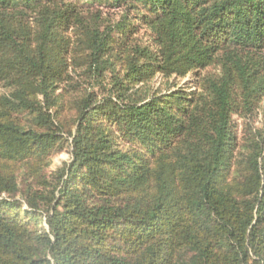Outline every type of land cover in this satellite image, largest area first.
Here are the masks:
<instances>
[{"label": "trees", "instance_id": "16d2710c", "mask_svg": "<svg viewBox=\"0 0 264 264\" xmlns=\"http://www.w3.org/2000/svg\"><path fill=\"white\" fill-rule=\"evenodd\" d=\"M263 100L264 0H0V264H264Z\"/></svg>", "mask_w": 264, "mask_h": 264}, {"label": "rangeland", "instance_id": "374dc122", "mask_svg": "<svg viewBox=\"0 0 264 264\" xmlns=\"http://www.w3.org/2000/svg\"><path fill=\"white\" fill-rule=\"evenodd\" d=\"M80 2L86 1V0H78ZM112 16H115L116 18H119V16L122 13V10H114L109 11ZM141 42L146 43L149 42L150 39V31L147 28H140L138 35ZM210 71H213L214 68H209ZM197 72L193 71L189 74H187L184 77H176L172 76L170 78H165L163 75H157L153 79H151L147 84H144V89L146 90H152V91H158L160 90V93H168L173 92L176 90H186L188 92H196L198 88L197 84ZM142 85V84H141ZM236 122L239 124V128H244V124L249 122L253 124L254 128L257 127H263L264 126V100L261 103V107L258 110L257 118L254 122L252 120L243 121L241 117L235 118ZM241 132V131H240ZM71 153L68 151H64L56 155L53 159V164L51 166V170H55L58 166L63 165L65 162H69L71 159Z\"/></svg>", "mask_w": 264, "mask_h": 264}]
</instances>
